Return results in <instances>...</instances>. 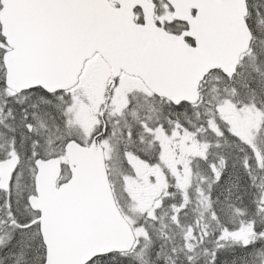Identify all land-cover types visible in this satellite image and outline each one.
<instances>
[{
    "label": "snow or ice",
    "instance_id": "snow-or-ice-1",
    "mask_svg": "<svg viewBox=\"0 0 264 264\" xmlns=\"http://www.w3.org/2000/svg\"><path fill=\"white\" fill-rule=\"evenodd\" d=\"M0 264H264V0H0Z\"/></svg>",
    "mask_w": 264,
    "mask_h": 264
}]
</instances>
